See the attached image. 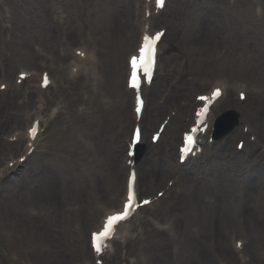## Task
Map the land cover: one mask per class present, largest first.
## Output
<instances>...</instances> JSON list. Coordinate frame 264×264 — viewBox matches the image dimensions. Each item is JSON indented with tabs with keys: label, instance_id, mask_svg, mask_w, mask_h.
I'll return each instance as SVG.
<instances>
[{
	"label": "rangeland",
	"instance_id": "rangeland-1",
	"mask_svg": "<svg viewBox=\"0 0 264 264\" xmlns=\"http://www.w3.org/2000/svg\"><path fill=\"white\" fill-rule=\"evenodd\" d=\"M135 2L0 0V78L1 74L10 75L8 80L11 82L4 78L0 81L12 84L16 72L21 69L37 72L48 69L57 80L54 87L35 93L30 98L23 88L0 91V174L3 169H9L7 175L0 179V264H44L43 256L47 253V246L35 231L46 222L41 198L53 181L58 183L57 190L62 196L59 211L66 221L57 226V235L60 237L53 244V253L65 256L61 261L63 264H96L95 254L91 248H85L83 240L89 244L88 232L99 218L96 213L103 202L114 204L113 207L120 202L116 203L112 198L116 196L118 182L116 185L111 180L108 182L106 173L118 167L116 158L112 160V147L115 142L130 136L133 125L131 122L128 129L125 128L120 108L127 103L122 98L126 58L139 39L140 29L136 28L134 20L136 17L141 24L142 10L137 13ZM158 18L154 19L155 26L166 25L168 33L157 80L148 91V107L143 123L144 134L147 132L148 135L145 147L150 144L151 132L166 114L180 115L179 108L183 107L181 116L185 123L183 127H175L172 118L161 141L152 145L154 151L145 148L139 163L150 161V165L165 166L169 172L163 179L165 183L154 189L144 190V186L147 187L149 183L141 181L139 185L144 186L140 189V197L157 195L167 188L170 191L160 197L158 195L162 198L160 204L163 203V206L159 207L158 201L153 206L142 208L139 219H133L128 224L139 232H135L126 241L118 239L112 242L111 252L106 254L109 264H121L124 256L131 260L137 256V264H186L191 254L177 243L182 241L181 235L173 229L168 232L165 230L177 214L170 210L174 200L172 192L186 199L190 195L186 193L188 186H194L190 182L192 173L198 175L194 178L201 186L199 190L202 193L208 191L215 183L211 177L214 164L218 160L228 162L235 151L240 157V162L236 159L235 166L245 169L244 174L257 166L262 170L260 174L264 175V153L260 152H264V134L260 130L262 125L264 127V0H169L165 12ZM205 28L211 30L206 34L213 38V47L210 49L204 44L192 50L188 45H192L193 36L199 29ZM81 45L97 53V73L93 74L91 66L84 74L60 79L63 69L66 74V66L72 59L70 49ZM250 63V68L244 70ZM49 64L51 67H48ZM257 69L260 75H257ZM218 80L230 81V84L234 81L243 83L248 97L241 100L237 90L231 89L213 108L211 116L218 117L225 110L235 108L239 121L237 128L242 132L247 124L253 132L250 137H256V141H251L250 137L248 140L245 133L232 135L233 129L215 141L214 148L207 147L201 157L181 164L178 161V145L181 143L182 131L188 129L193 121L196 96L209 91ZM25 87L29 91L28 85ZM178 89L179 94L174 100L173 92ZM163 99L170 101L166 102L167 105L161 104ZM126 100L132 110V96L129 100L126 97ZM189 101L194 102L186 115ZM39 102L42 107L45 104L46 110L38 112L45 120L60 107L66 112L60 117L55 116L49 125L45 123L36 153L27 162L21 161V167L18 168L15 161L10 160L24 154L26 142L24 139L11 138L14 133H26L36 116L34 113ZM158 103L162 105L159 107L168 108L160 119V113L156 117L152 115L155 112L154 104ZM190 115L191 121L187 122ZM253 117L256 119L252 120ZM210 129L212 131L209 130L204 140L209 144L212 142L210 133L214 132L213 128ZM173 131L176 145L170 151L168 144ZM239 140L247 141L241 151L237 148ZM126 148L127 145L122 150L124 154ZM226 149L229 152H225ZM158 150L161 152L154 154ZM252 150L259 151V155L252 156ZM225 153L232 154L226 158ZM230 171L228 173L234 176L235 172ZM183 175L190 178L186 177L176 183ZM126 176L127 170L118 184L122 186L123 192ZM239 177L241 181L236 179V184L227 182L232 194L245 181V175ZM168 183L171 186L168 187ZM103 194L106 199L101 203L94 201ZM258 196L255 195L247 202L251 205L249 214L254 217L253 225L248 226H243L245 220L241 212L236 213L232 202H225L226 210L232 214V225L229 229L227 224L223 229L221 227L220 242L230 250L237 238H244L249 245L245 244V250L240 253L234 251L233 255L214 250L208 258L210 264H264V200ZM200 201L203 202V198ZM206 206L210 207L207 203ZM74 208L81 212L80 220L70 217ZM239 219L242 225L238 223ZM162 240L168 243L165 249L160 246ZM163 250H167L166 256L174 255L171 261L166 256L158 257ZM242 253H245L248 260L241 259ZM219 254H222L221 258L217 256Z\"/></svg>",
	"mask_w": 264,
	"mask_h": 264
},
{
	"label": "bare ground",
	"instance_id": "bare-ground-1",
	"mask_svg": "<svg viewBox=\"0 0 264 264\" xmlns=\"http://www.w3.org/2000/svg\"><path fill=\"white\" fill-rule=\"evenodd\" d=\"M140 1V2H139ZM137 1L138 3L142 4V0ZM138 7V6H137ZM139 9V7H138ZM145 27L141 28L140 31L141 33H143ZM191 29V28H190ZM188 30V28H187ZM189 31V30H188ZM187 31V32H188ZM190 32V31H189ZM211 32V30L209 28H205L203 30L199 29L197 34L194 35V41L192 42V45H188L192 48V50H196L200 45H204L206 44V46L208 48H212L213 44H214V40L211 36H209L206 33ZM132 52V51H131ZM90 54V52H89ZM79 61L78 62V67L82 66V63L79 62H85V63H90L91 65L94 66V68H92L93 70V74H96V68L97 65L96 61L93 63L92 58H81V57H77L76 58ZM251 63L247 66V69L244 70H248L250 68ZM67 69V67H66ZM25 71V70H23ZM69 72V67L68 70L66 71V74H64V69H63V73L61 74L60 79H68L70 78V74H68ZM257 75H260L258 73V69L256 70ZM2 78H4L3 75H1ZM261 77V76H260ZM11 77H7V79H10ZM18 78V77H17ZM16 78V79H17ZM57 81V80H56ZM41 82H42V75H41V80L39 81L40 86H37L34 88V86L32 87L34 89V91L29 90L28 91V98L32 97V95L36 92H42V87H41ZM4 82L0 83V86L3 84ZM29 83V82H28ZM225 85L226 90L229 92L231 89H239V91H242L241 88H243L244 84L243 83H237V81H234L233 84H230V81H221L218 80L217 84L213 85V88L216 86H221V85ZM53 85V84H52ZM18 89V87H15L12 85L10 86L9 90H16ZM182 88H180L181 90ZM7 91V90H6ZM130 90L128 88L125 89L124 94H122V98L124 100V102L128 101L126 100V97H128V100L130 99ZM173 98L172 99H176L177 95L179 94V89L177 91L173 92ZM202 94V93H200ZM248 97V96H247ZM89 101V100H88ZM169 100H166V102H169ZM164 102L166 105L167 103ZM194 102V101H193ZM192 101L187 102L188 108L189 110L186 111V115L189 114L190 112V108H191V104L193 103ZM40 103V102H39ZM127 103H124V107L120 108V112L123 113V118L122 119V124H124L125 128L128 129V126L130 125V123L132 122V120H134L133 122H135L136 117L134 112L132 113V111H130V107L128 106ZM197 102H194V106L196 105ZM22 104V103H21ZM45 105V104H43ZM155 107V112L153 113V116H157L159 113L164 114V112L168 109V108H161L158 105L154 104ZM82 108V107H81ZM43 109V112L46 110V108H42V106H38V112L41 111ZM183 107L179 108L180 111V115L179 113L174 117L173 116V124L175 127H183L185 120L182 119L181 116V111H183ZM66 111H63V107H60L57 111H53L51 114H49V119L54 120L55 116H61L62 114H64ZM133 116V117H132ZM162 116V115H161ZM160 117V116H159ZM41 118V115H36L35 118L32 120L31 125L33 124V122L35 120H39ZM43 118V117H42ZM120 119V120H121ZM256 118H252V120H255ZM49 120H45L43 118V122H46ZM186 121L188 122L189 119ZM136 123V122H135ZM134 123V124H135ZM31 125L28 127V129L31 127ZM44 127V125H43ZM28 129L26 131L25 134L22 133H18L16 134V138H20L22 137V139L26 140V150H25V155H27L30 150L31 147H33L34 144L37 143V138L35 140H32L29 138V133H28ZM42 129V126L40 128V131ZM260 130L263 131L264 134V127L263 125L260 127ZM176 131V130H174ZM174 131L172 133V136L170 138V144L169 145V149L170 151L173 150V148L176 145L175 142V135H174ZM260 131V132H261ZM40 133V132H39ZM242 134V132L240 131L239 128L236 127V129H234V132L232 135H236V134ZM39 135V134H38ZM37 135V137H38ZM262 135V134H261ZM120 139V138H119ZM125 142V140H119V142H115V145L112 147V153L114 157H112V160H116L118 161V167L115 166L114 171H111L110 173H106L107 174V181L110 182V180L112 182H114V184L116 185V182H118L120 179L122 178V175H124V170L127 169L129 171V169H131V167L127 166L125 163L123 164L122 162V158H124V151L122 152L123 148H124V144L122 142ZM128 146H129V142H128ZM227 146V145H226ZM214 148V146L212 147ZM128 149V148H127ZM155 148L152 147H148L149 151H154ZM111 150V149H110ZM258 150V148H257ZM257 150H252L251 155L252 156H257L259 155V151ZM37 151V150H36ZM36 151L34 153H36ZM109 152V151H108ZM161 151H156L155 153H160ZM225 152H229L227 149L225 150ZM33 153V154H34ZM32 154V155H33ZM232 153H225V157L229 158L231 156ZM152 156V155H151ZM150 156V157H151ZM178 157H180V155H178ZM128 158V157H127ZM150 159V158H149ZM236 159L238 162H240V157L237 155V152H234L233 157H231V159L228 162H220V160H218L214 166L212 167L211 170V177H213L214 180V184L210 187V189L208 191L204 190L206 193V195L204 196V191L202 193V191L199 190V188L201 189L200 184H198L199 182L196 183V175L195 173H192L193 175L191 176L192 179L190 180V182L194 185L193 187H189L186 191V193H189L187 196V198H183L182 195H174V193L172 192L173 198L174 200L171 203L170 206V210L171 211H176V215H175V219L174 221L171 222V225L168 229H165L168 231H170L171 229L175 230L177 232V234L181 235L182 241H178L177 243H180L183 247V249L187 248V252H189L191 254V257L189 259V261L186 264H210L209 263V256H210V252L216 250L219 252H226V255H232V251L230 250V248H228L224 243L220 242L221 241V236L219 234V230H221V227L223 229L224 225H228V228H230V224L231 223V216L232 214H230L228 212V210H226L225 208V202H232V206L234 207L236 213H240L243 216L242 219L245 220V224L243 226H248V225H253L252 221L254 220V217L251 216L249 214L250 212V203H247L248 200L251 198H254L255 195H260L258 197H260L262 200H264V175L260 174L262 171L259 167L257 166H253V170L251 169L250 172H247L244 174V172L246 171L245 169H241L240 166L238 168V166L236 165ZM29 159H27L25 162H27ZM11 161H13L11 159ZM150 162V161H149ZM149 162H145L144 164L139 163L138 164V168L139 171H141L140 177L138 176V179H141L142 181H147L145 182L146 184L149 183L146 186H144L143 184L140 185V187H145L144 190H150V189H154L157 186H161L165 183V181L163 180L164 177L166 176V173L169 172V168L165 167V166H154V165H150ZM18 164V165H17ZM16 165L19 167H21V163L20 160L17 159L16 161ZM229 170L234 171L235 175L233 176V174L231 175V173H228ZM256 172H253L255 171ZM105 171V169H104ZM171 171V170H170ZM230 171V172H231ZM241 173H240V172ZM8 173V168H5L2 171V174L0 175V179L4 176L7 175ZM231 176H230V175ZM245 175V181L241 182V185H239V189H236L234 191V194L230 193L231 190H229V185H228V181L233 182L234 184H236V179L240 182L241 177L239 176H243ZM182 179H178L176 181V183H178L179 181L184 180L186 177L190 178V176L188 175H183ZM235 178V179H232ZM201 179V178H199ZM114 180V181H113ZM212 180V181H213ZM164 181V182H163ZM109 184V183H108ZM116 186V196L112 197L114 201L119 202L120 207H113L110 201L111 205H107V201L103 202V204L101 205V207L99 208V212L96 213L99 218L96 219L95 223L93 224L92 227H90L89 232L90 233L92 230L93 232L97 229H99L106 216L109 214H112L116 211H119L121 206L123 205L126 196H127V192H123L122 190V186L119 185ZM240 184V183H239ZM127 186V183H126ZM3 187V186H2ZM118 187V188H117ZM58 183H54L51 182L49 188L47 191H45L43 193V200H41V202L43 203V218H46V222H44V224H42L41 227H39L35 232H37L36 234L39 237V239L42 240V243L44 242L45 245L47 246V253L45 256H43V263L44 264H63L61 261L65 259L64 255H55L53 253V250L55 252V249L53 248V244L58 242V238L60 237L59 235H57V226L60 223H64L66 222L63 219V215L62 213H60L59 209L61 208V203H62V196L60 195V193H58ZM231 189V187H230ZM0 191V195H1ZM211 194H209V193ZM102 193H98V195H100ZM233 196H232V195ZM206 197V198H205ZM169 197H166V199ZM203 198V202L200 201V199ZM205 198V200H204ZM103 199H106V195L103 194L100 197L96 198L94 201H99L100 203L102 202ZM157 197H153V199H151V206H153L154 202L157 201ZM171 199V198H170ZM168 199V201L170 200ZM160 201V203L162 202V198L158 199ZM93 201V202H94ZM159 203V204H160ZM206 203L210 205V207L208 208L206 206ZM163 206V203L160 204L159 207ZM207 208H206V207ZM99 207V206H97ZM262 207H264V205H262ZM159 211V208H158ZM78 213L77 216H75ZM66 216H68V214H66ZM81 212L78 210H76L75 208L73 209V211L71 212L70 217L74 218V219H81ZM136 218L139 219V212L136 214L135 216ZM234 217V216H233ZM239 217V216H236ZM234 217V218H236ZM71 218V219H72ZM233 218V219H234ZM230 219V220H229ZM264 219V217H263ZM240 220V219H239ZM130 221V220H128ZM128 221L126 222H122L119 225V229L118 232L116 233H120V241H126V239L129 237H133L135 232H139L137 228H131V224L128 225ZM196 222L194 224H191L190 222ZM229 221V222H228ZM242 225V222L240 220V222H238ZM78 224V223H77ZM76 224V225H77ZM239 224V225H240ZM192 225V226H191ZM78 227L76 226L75 231H77ZM141 234V232H140ZM165 234V232H163V235ZM231 235V234H230ZM88 235H86L87 237ZM168 242V241H167ZM175 242V241H174ZM160 246H162L164 249L168 247V243H166L165 241H161L160 242ZM252 243H253V239H252ZM83 244L85 246L86 249H90V243L86 244L85 240H83ZM78 245V244H77ZM247 246L249 245V243L246 244ZM236 249V250H235ZM235 249L233 248V251H239L240 249H238L237 244L235 243ZM167 250L166 251H161V255H158V257L164 258L167 255ZM217 256H222V254H219ZM170 261L171 258L174 257V255L166 256ZM224 257H228V256H224ZM230 258V257H228ZM68 259H66L67 261ZM164 262H168L165 261Z\"/></svg>",
	"mask_w": 264,
	"mask_h": 264
},
{
	"label": "snow or ice",
	"instance_id": "snow-or-ice-1",
	"mask_svg": "<svg viewBox=\"0 0 264 264\" xmlns=\"http://www.w3.org/2000/svg\"><path fill=\"white\" fill-rule=\"evenodd\" d=\"M156 3L160 6H164V0H156ZM162 32H156L154 35L145 34L142 37V43L138 49V55H134L130 58L129 64L131 67V73L129 77V86L133 89L140 88V73L151 79L152 69L155 64V55H156V45L159 42ZM78 55L84 56V52H79ZM23 78V77H22ZM45 82L47 83V76L45 75ZM221 95L219 89H216L213 92V97H218ZM241 98H243V94H241ZM201 100H209V97L201 96L199 97ZM137 103L142 105L143 101L137 98ZM139 107L137 111H139ZM37 128L33 127L31 130L33 137L36 135ZM137 138L139 137V129L136 130ZM187 144L189 146L194 145V137L192 135H188L186 137ZM242 147V145H241ZM189 147H185L182 149V152L187 154L189 152ZM135 173L132 174V177L129 182L128 195L126 201L123 203L122 210L116 211L112 214L106 216L102 227L98 231H94L91 233V246L95 250L96 253H102L104 248L107 246L106 242L112 239L115 235L117 225L122 222L128 221L135 213V211L143 205L150 204L149 200H137L135 187Z\"/></svg>",
	"mask_w": 264,
	"mask_h": 264
},
{
	"label": "water",
	"instance_id": "water-1",
	"mask_svg": "<svg viewBox=\"0 0 264 264\" xmlns=\"http://www.w3.org/2000/svg\"><path fill=\"white\" fill-rule=\"evenodd\" d=\"M228 114H231V113H228ZM232 124H233V122H232ZM227 131H225V133H226Z\"/></svg>",
	"mask_w": 264,
	"mask_h": 264
}]
</instances>
